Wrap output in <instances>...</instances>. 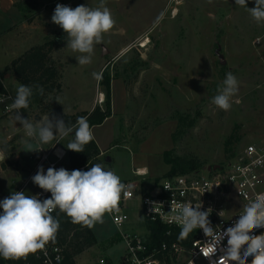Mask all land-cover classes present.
Returning <instances> with one entry per match:
<instances>
[{
  "label": "rangeland",
  "instance_id": "rangeland-1",
  "mask_svg": "<svg viewBox=\"0 0 264 264\" xmlns=\"http://www.w3.org/2000/svg\"><path fill=\"white\" fill-rule=\"evenodd\" d=\"M36 1V18L28 22L33 25L27 30L17 27L12 33L7 29L20 15L13 7L2 13L5 6L0 1V67L19 53L26 41L29 50L54 33H64L52 23L46 7L58 0ZM68 1L72 8L99 3ZM247 6L254 7V0H248ZM107 7L116 24L96 46L92 63L80 66L75 58L79 53L66 48V44L54 51L61 88L53 92L54 99L53 93L48 95L44 113L36 109L27 117L21 114L24 118L35 124L46 114L59 117L90 108L99 93L105 94L100 79L93 78L92 73L101 77L106 72L111 77L117 112L112 120L94 128L93 135L100 147H111L105 153L112 161L108 167L120 178L130 173L131 167L143 165L156 171L161 166L163 171L160 160L166 150L190 162L187 173L205 174L225 169L248 145L264 146V24L255 23L235 0H213L211 4L207 0H107ZM161 13L163 20L154 24ZM144 37L150 41L145 47L141 46ZM9 67L0 73V82L3 86L6 83L5 89L14 98L20 83L4 78L13 71ZM228 72L237 77L240 86L231 110L223 111L211 103V98ZM57 98L62 104L55 101ZM13 116L14 112L5 114L0 103V146L6 141L8 150V158L0 161V200L13 192L14 181L37 173L32 174L36 152L24 151L21 141L27 137L19 122L14 125ZM100 158V164L108 170L104 158ZM61 167L68 169L67 162H60L56 169ZM43 168L46 173L48 167ZM178 174L182 173L173 175ZM173 175L168 171L164 177ZM161 179L147 178L143 185L153 188ZM32 188L39 189L31 180ZM126 207L131 223L122 225L121 232L144 229L138 199ZM239 209L236 206L235 211ZM90 228L97 244L75 257V263L100 264L104 258L120 264L127 241L108 211L102 223Z\"/></svg>",
  "mask_w": 264,
  "mask_h": 264
},
{
  "label": "clouds",
  "instance_id": "clouds-1",
  "mask_svg": "<svg viewBox=\"0 0 264 264\" xmlns=\"http://www.w3.org/2000/svg\"><path fill=\"white\" fill-rule=\"evenodd\" d=\"M209 4L213 0H207ZM254 7L249 8L248 0H235V5L244 8L258 25L264 24V0H254ZM164 18L161 13L154 24ZM52 23L59 26L67 36L66 48L79 53L75 58L80 66L92 63L95 48L103 41V35L110 32L116 20L107 0H99L95 7L78 5L75 8L58 3L51 17ZM259 41V38H257ZM93 78L100 79V74L93 72ZM237 77L228 72L225 79L217 86V94L211 103L223 111H230L233 98L239 93ZM35 92L43 95L41 86L20 84L15 89V96L2 97L12 102L5 110L13 113L14 125L19 122L27 137L21 143L28 152L44 150L42 145L68 138V150L80 153L94 140L93 130L86 116L77 118L70 125L57 116L50 118L46 114L35 124L21 115L22 109H28ZM55 101L62 104L57 98ZM239 102L238 100L236 101ZM20 128L15 127L17 131ZM54 144V145H55ZM7 142L0 146V161L8 157ZM256 165H264V158L257 159ZM32 182L51 197L41 200L38 195H27L24 191H13L0 200V257L5 260H19L28 254L45 249L49 242L55 243L60 223L51 214L57 208L71 218L73 223L92 227L96 222H103V215L118 204L121 196L127 197L133 185L125 184L113 170H106L102 164L95 163L87 171L79 169L69 171L63 167H49L45 173L43 166H38ZM207 190V189H205ZM205 192V191H204ZM202 204L193 206L192 201L178 204L172 211V217L181 231L178 239L186 240L194 230L201 229L206 240L201 242L200 254L210 264H264V232L254 234L255 230L264 229V193L249 199L243 211L232 226L226 229L213 227L209 209L202 211ZM227 239L226 246L223 241ZM218 259H214L217 253Z\"/></svg>",
  "mask_w": 264,
  "mask_h": 264
},
{
  "label": "built area",
  "instance_id": "built-area-1",
  "mask_svg": "<svg viewBox=\"0 0 264 264\" xmlns=\"http://www.w3.org/2000/svg\"><path fill=\"white\" fill-rule=\"evenodd\" d=\"M60 3L72 7L68 0H58L46 5L50 17L54 13L56 5ZM2 97H12L10 94H0ZM105 101V96L100 97L99 103ZM11 99L4 100L3 111ZM60 143L53 144L49 149L34 153V169L32 174L38 171V166L53 167L65 160L67 149ZM264 158V146L248 145L243 152L236 157L225 169L211 170L205 174L184 173L162 178L157 185L146 191H141L139 184L129 182L133 189L128 196H121L118 204L110 209L108 213L114 225L119 229V234L127 241V250L122 257L120 264H210L209 260L199 252L201 242L206 240L201 229L194 230L188 237L190 247H186L176 241H162L158 245L150 242L151 231L147 222H158L169 227L167 235L172 229L180 228L172 219L178 204L192 201L193 206L202 204V211L209 209V219L213 227L226 229L232 226L234 221L243 211V206L255 195L264 193V165H256L257 159ZM90 164L82 165L79 170L87 171ZM133 174L137 177H144L148 174L146 169L135 168ZM31 177L13 182V191H24L27 195H38L41 200L51 197L50 192L42 189H31ZM31 191H28V190ZM207 189V190H205ZM205 191V192H204ZM138 199L139 211L143 220L144 229L139 232H121V226L130 223V215L127 211V203ZM236 206L240 209L236 210ZM58 209V208H57ZM51 214L53 215L56 211ZM2 212V210H0ZM264 232V229L255 230L256 235ZM226 246L227 239L223 241ZM66 245L49 242L45 249L30 253L26 258L19 260H5L0 257V264H65ZM221 254L218 252L214 259ZM106 259H101L104 264Z\"/></svg>",
  "mask_w": 264,
  "mask_h": 264
},
{
  "label": "trees",
  "instance_id": "trees-1",
  "mask_svg": "<svg viewBox=\"0 0 264 264\" xmlns=\"http://www.w3.org/2000/svg\"><path fill=\"white\" fill-rule=\"evenodd\" d=\"M15 6L21 13L24 21L30 22L36 18L37 1L36 0H14ZM67 36L65 33H54L53 36L39 44L24 54L14 59L10 67L17 82L24 85L35 86L39 85L43 88L44 94L40 95L35 92L31 98V103L28 109H22L21 114L28 116L29 112L38 109L40 113L47 110L46 100L49 99L50 93L60 90L59 82V67L53 62L52 53L58 50L62 45L66 44ZM100 82L104 87L105 101L104 106L97 105L92 111L82 110L74 114H64L59 116L65 123L73 125L76 123L77 118L86 116L88 123L92 128L95 125L102 124L108 117L112 115V89L111 77L106 72H103ZM7 93V90L0 82V94ZM55 94L53 93L52 99ZM72 139L70 135L68 138L61 140V144L67 146L69 140ZM56 140L49 144L42 145L44 149H49ZM66 148V147H65ZM67 149V148H66ZM8 151V150H7ZM100 150L94 140L88 143L84 152H74L67 149L65 161L68 164L69 171L79 169L82 165L89 163L90 165L100 163L98 156ZM163 160L170 166L169 174L187 173L191 168L190 162L188 164L183 162L181 158L174 156L173 150H166L163 152ZM108 170H111L109 168ZM124 182V181H122ZM126 184V182H124ZM53 217L60 223V227L56 236V241L60 244L66 245V258L65 264H76L75 257L81 255L86 250L92 248L97 244L96 237L91 228L79 223H73L71 218L65 213L60 212L59 209L53 214ZM147 227L150 229V242L152 245H158L162 241H176L186 247H190L188 238L186 240L178 239L181 229H172L171 233L167 235L169 227L158 222H147ZM104 264L110 263L107 259Z\"/></svg>",
  "mask_w": 264,
  "mask_h": 264
},
{
  "label": "crops",
  "instance_id": "crops-1",
  "mask_svg": "<svg viewBox=\"0 0 264 264\" xmlns=\"http://www.w3.org/2000/svg\"><path fill=\"white\" fill-rule=\"evenodd\" d=\"M0 1H2V2H4V10H3V12L2 13H6L8 10H9V8H11V7H13V8H16L17 9V7L15 6V1L14 0H0ZM17 11H18V9H17ZM18 13H19V15H20V18L19 19H16V21L15 22H17L16 24H14V25H10V27L7 29V32H9V33H12V32H14V30H16L17 29V27H22V29H24V30H27L31 25H33V22L32 23H28L27 21H24V19H23V17H22V15H21V13L18 11ZM34 20V19H33ZM28 44V42L26 41L25 42V45H24V47L21 49V51L19 52V53H17V54H15L14 55V57L13 58H11L10 60H8L5 64H3V65H1V67H0V73L2 72V70H4L7 66H9L10 64H11V62L14 60V59H16V58H18L19 57V55H22V54H24L25 53V51H27L26 50V45ZM25 49V50H24ZM30 49V48H29ZM24 52V53H23ZM12 73L10 74V75H8V74H4L3 76H4V78L5 79H7L8 77L9 78H12L13 80H15V81H17L14 77V73H13V71H11ZM3 81V80H2ZM3 84H4V86L6 87V83H4L3 82ZM112 85V84H111ZM7 88V87H6ZM101 93H103V92H101ZM7 94H10V93H8L7 92ZM104 94V93H103ZM105 95V94H104ZM99 96H100V93H99V95H98V99H99ZM93 101V100H92ZM95 101V100H94ZM94 101H93V103H94ZM98 101L99 100H97V102L96 103H94V104H92V106L90 107V108H87V109H85V110H88V111H92L94 108H95V106L96 105H99V106H101L102 107V104H100V103H98ZM111 105H112V115L110 116V117H108L102 124H104V123H107V122H109L110 120H112L113 119V117H114V115L113 114H115L116 112H117V110L114 108V102H113V98H111ZM102 124H100V125H95V126H93L92 127V130L94 129V128H96V127H99V126H101ZM94 141L96 142V140H95V137H94ZM96 144H97V142H96ZM97 146H98V148H99V150H100V154H99V156H98V159H101L100 158V156H102L103 158H104V160H105V164H106V167H108L109 166V164L110 165H112L111 163H112V161H111V158L109 157V156H105V153H107V149H109V148H111L110 146L108 147V148H104V147H100L98 144H97ZM161 150H163V149H161ZM63 161H65V160H63ZM100 161V160H99ZM111 162V163H110ZM160 162H161V165H162V170L163 171H161V166L158 168L159 170L158 171H156V169L155 168H153L152 166L150 167V166H148V165H143V166H137V167H134L133 169H132V167L130 168V173L128 172L127 173V175L125 176V177H122L123 179H125V180H127L128 181V183L129 182H136L137 184H139V186H140V189L139 190H141L142 192L143 191H146L147 189H149V187L147 186V185H143L144 184V181H146L147 180V178H150V179H157V178H160V177H164V175L169 171L168 169L170 168L169 167V165L168 164H166L165 162H164V160L163 159H161L160 160ZM100 163H101V161H100ZM92 165H90V167H91ZM112 167V166H111ZM109 168V167H108ZM135 168H143V169H146L147 170V172H148V174L146 175V176H144V177H137V176H135L134 174H133V170L135 169ZM111 170H113V168L111 169ZM114 171V170H113ZM161 172V173H160ZM121 178V180H123ZM133 178V179H132ZM131 180V181H130ZM134 180V181H133ZM130 223H131V221H130Z\"/></svg>",
  "mask_w": 264,
  "mask_h": 264
},
{
  "label": "bare ground",
  "instance_id": "bare-ground-1",
  "mask_svg": "<svg viewBox=\"0 0 264 264\" xmlns=\"http://www.w3.org/2000/svg\"><path fill=\"white\" fill-rule=\"evenodd\" d=\"M149 42H150L149 41V37H144V39L142 40L141 46L145 47V46L148 45ZM100 97L103 98L104 97V94L103 93H100L99 99H100Z\"/></svg>",
  "mask_w": 264,
  "mask_h": 264
},
{
  "label": "water",
  "instance_id": "water-1",
  "mask_svg": "<svg viewBox=\"0 0 264 264\" xmlns=\"http://www.w3.org/2000/svg\"><path fill=\"white\" fill-rule=\"evenodd\" d=\"M221 64H225V61H224V60H222V61H221Z\"/></svg>",
  "mask_w": 264,
  "mask_h": 264
}]
</instances>
